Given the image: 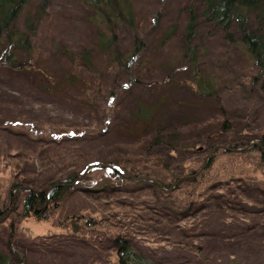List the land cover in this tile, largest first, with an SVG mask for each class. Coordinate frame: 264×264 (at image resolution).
I'll use <instances>...</instances> for the list:
<instances>
[{
  "label": "rangeland",
  "instance_id": "obj_1",
  "mask_svg": "<svg viewBox=\"0 0 264 264\" xmlns=\"http://www.w3.org/2000/svg\"><path fill=\"white\" fill-rule=\"evenodd\" d=\"M38 1L30 0V7ZM190 1L133 0L139 37L150 49L127 73L116 70L101 53L93 57L91 72L66 55L59 44L77 50L80 44L93 43L95 38L78 4L54 0L34 41L37 65L33 68L37 69L14 72L0 68V191H8L12 183L40 188L55 173L74 170L80 157L103 159L102 150L116 144H120V153L134 154L135 150L126 144L131 136L120 132L117 124L125 120V110L135 96L144 100L156 96V83L168 76L166 67L175 65L179 41L158 47L156 39L176 22L180 9L187 12L184 6ZM199 26L201 33H211L209 46L205 42L202 45V60L209 71L221 75L220 81L226 85L218 92L233 123V132H222L215 143H254L264 133V97L247 87L245 77L250 71L246 61L226 48L218 32L207 25ZM130 40L131 32L118 31L121 46H127ZM136 69L140 81L123 87L127 74ZM64 76H74L78 83L61 86ZM177 80L184 82L185 73L177 70L170 75L172 85L166 90L173 101L172 108L178 102H189L195 107L182 111L193 114L198 121L210 120L214 116L211 101L192 96ZM115 88L119 107L110 115L113 119L111 125L107 124L109 130L102 131L97 129V120L87 105L96 103L102 108L103 95ZM171 119L174 121V117ZM241 124L245 126L243 131ZM46 129L52 134L40 132ZM192 153L181 147L173 152L158 146L149 153L155 161L146 162L142 170L147 171L146 176L150 174L170 185L166 168L182 166ZM215 156L195 181H186L169 192H160L145 183L137 185L134 180L112 182L110 173L102 169L89 171L80 177L78 187L47 206V219L32 215L20 218L19 209V215L11 219L10 206V212L0 222V251L6 249L11 223L12 245L29 263L115 264L111 246L102 234L113 224L128 236L136 251H155L152 259L160 264H264V172L241 176L235 166L237 156L220 152ZM256 156L251 151L242 155L244 161ZM13 194L17 202L21 200V195ZM163 205L172 212H161ZM47 207L37 206L36 210ZM83 214L92 215L104 228L86 234L62 225L68 218Z\"/></svg>",
  "mask_w": 264,
  "mask_h": 264
},
{
  "label": "trees",
  "instance_id": "obj_2",
  "mask_svg": "<svg viewBox=\"0 0 264 264\" xmlns=\"http://www.w3.org/2000/svg\"><path fill=\"white\" fill-rule=\"evenodd\" d=\"M29 1L0 0V68L4 70L26 72L37 69L33 68L37 65L34 41L42 26L41 23L50 15L49 10L54 0H39L33 7H30ZM71 1L78 4L84 11L95 41L89 44H80L77 50H73L69 45L65 46L63 43L59 46H63L64 53L68 54L72 61L84 66L88 72H91L90 64L93 57L100 53L116 70H124L127 73L134 69L136 61L149 54L147 53V50L150 49L149 45L139 37L138 25L134 19L133 0ZM164 1L160 0L161 3ZM186 5L184 8L187 9V12L183 13L180 9L179 15L175 18L176 22L163 29L156 39L158 47H164L175 40L179 41L175 65L173 68L166 67L165 73L168 76L163 82L156 83L155 88H158L156 96L152 100H144L140 96H135L130 101L129 108L125 110V120L117 124L120 132L123 131L131 136V141L126 144L135 150V153L128 154L127 151L120 153L117 151L120 144H116L113 145L116 146L114 148L111 146L102 150L104 152L103 159L91 160L87 156L80 157L78 166L74 170L55 173L48 179L47 184L40 188H24L22 185L12 183L8 191L5 189L0 191V220L11 208L9 217L12 215L17 217L19 215L17 209H19L20 218L32 215L40 220L47 219V206L61 200L71 188L78 187L81 182L79 177L89 165L98 164L99 166L89 169L85 173L102 169L110 173L112 182L118 181L121 184L130 181L128 177L137 178L140 175H147V171L142 170V166L155 161L150 158L149 153L158 146L173 152L180 147L190 153L193 152L191 158L185 161L187 164L183 161L182 166L175 165L166 168L171 181L181 176H192L201 168L203 161H205L203 167L208 168L216 158L215 152L237 156L235 166L238 167L236 170L241 172L239 173L241 176L254 175L260 170H262L261 173L264 172V156L256 145L244 149L249 143L237 140L222 142L225 145L221 143L231 151L225 148H214L221 146L217 145L218 143L215 141L222 137V132H233V123L230 122L229 113L225 111L220 102L218 90L224 85L220 81L221 75L209 71L202 60L205 52L202 45L205 42L206 46H209L208 36L211 33H201L199 28V25L203 24L218 32L221 40L226 44V48L236 52L246 61V67L250 71L245 77L247 87L263 98L264 0H191ZM195 5L198 8L197 12ZM121 29L131 32L132 40L127 46H121L118 41V31ZM229 51H226V54ZM177 70L185 73V80L184 82L177 80L176 83H183L186 91L192 96L211 101L210 108L214 116L210 120L198 121L193 114H186L182 111V108L195 107L189 102H178L176 103L177 108L175 106L172 108L173 101L166 89L172 85L170 75ZM138 73L139 70L136 69L133 74H127V80L123 87H131L138 83L140 81ZM62 78L61 86L78 83L74 80V76ZM117 93V88H115L104 94L105 103L102 108L98 107L96 103L87 105L97 120V129L109 130L107 127L111 125L113 119L110 115L119 107L118 99L120 97ZM172 117H174V121H171ZM108 123L110 124L107 126ZM244 128L245 126L241 124L240 131H243ZM40 132L52 134L48 129L40 130ZM256 142L261 145L264 151V133L259 136ZM233 149L244 150L234 151ZM208 150L211 152L209 153ZM250 151L257 156L253 160L244 161L242 155ZM202 154L203 156L200 157ZM159 161L163 163L162 159ZM153 178L155 179V177ZM195 179L190 180V183ZM134 181L137 185L145 183L160 191L151 180L139 177ZM157 181L164 190L168 189L169 184L165 185L161 180ZM183 183L186 181L174 185L172 190ZM236 190L240 191L238 188ZM13 192L21 195V200L17 202ZM44 204H46V209L36 210L37 206L43 207ZM10 206L11 208H9ZM164 210L172 212L167 209V205L161 207V212ZM66 224L73 231L81 230L86 234L97 233L104 228L99 220H96L92 215L84 216V214L68 218L62 225L66 226ZM13 227L14 225L11 223L8 226L7 245L5 251H0V264H35L25 261L23 254L13 247L11 237ZM104 230L106 231H102V234H105V238L111 246L116 259L115 264H160L157 260L152 259L156 256L155 251L151 252L149 249L136 251L130 245L128 236L119 232L116 225L112 224L109 229Z\"/></svg>",
  "mask_w": 264,
  "mask_h": 264
},
{
  "label": "water",
  "instance_id": "obj_3",
  "mask_svg": "<svg viewBox=\"0 0 264 264\" xmlns=\"http://www.w3.org/2000/svg\"><path fill=\"white\" fill-rule=\"evenodd\" d=\"M254 145H256L257 146V148L259 149V151H260V153L261 154H263V156H264V151H263V149H262V147H261V145L259 144V143H257V142H254V143H252V142H250L249 143V145L248 146H246V147H244V149H246V148H248L249 146H254ZM214 148H225L226 150H230L231 151V149H229V148H227V147H225V146H215ZM244 149H242V150H234V151H243ZM211 152V150L209 151V153ZM208 153V154H209ZM206 157H208L207 155H206ZM204 162L205 161H203V163H202V165L200 166L201 168L195 173V174H192V176H181V177H179V178H176L174 181H172L171 182V184L169 185V187H168V189L167 190H164L162 187H161V184H159V182L157 181V180H155L153 177H151V176H146V175H140V176H138L137 178H130V177H128L130 180H138L139 179V177H142L143 179H145V180H151V181H153L156 185H157V187H158V189L161 191H163V192H169V191H171V188L174 186V185H176V184H178V183H181L182 181H190V180H192V179H194L198 174H200L201 172H202V170L204 169ZM97 166H99L98 164H95V165H89V166H87V168L85 169V171L83 172V174L80 176V177H82V176H84L85 175V172L87 171V170H89V169H92V168H95V167H97ZM101 167H105V166H101ZM79 177V178H80ZM9 212H10V210H9ZM8 212V213H9ZM8 213L5 215V216H3L2 217V219L0 220V222H2L3 220H4V218L8 215Z\"/></svg>",
  "mask_w": 264,
  "mask_h": 264
}]
</instances>
